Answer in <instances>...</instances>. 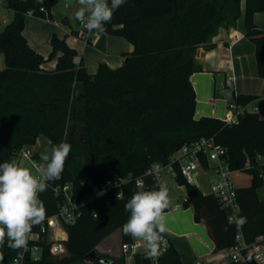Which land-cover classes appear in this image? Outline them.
Returning <instances> with one entry per match:
<instances>
[{"label": "trees", "instance_id": "16d2710c", "mask_svg": "<svg viewBox=\"0 0 264 264\" xmlns=\"http://www.w3.org/2000/svg\"><path fill=\"white\" fill-rule=\"evenodd\" d=\"M59 1L5 0L13 17L0 31V53L5 57L0 69V163L18 162L22 151L42 137L51 146L62 141L71 144L62 178L50 181L39 194L45 219L56 214L66 199L56 192L58 185L71 183L75 199L90 191L81 182L84 176L99 185L112 180L114 186L83 206L75 222L65 225L67 252L50 257L49 262L125 264L124 255L109 258L97 252L108 262L87 255L115 231H120L122 243L133 240L122 226L130 215L125 203L137 190L136 180L142 179L148 190H158L159 178L147 174L148 168L169 162L183 144L201 137L215 136L227 149L231 169L250 175V184L237 188L238 216L246 218L241 229L248 243L263 236L264 198L258 189L264 183V118L249 110L240 114L238 123L214 116L196 118L191 75L203 70L197 50L213 48L220 29L236 26L244 16V32L255 45L258 74L264 78V29L255 21V14L264 11V0H127L114 10L104 32L124 37L133 50L123 53L120 66L101 62L95 73L88 71L82 58L75 61L78 51L66 35H52V50L45 57L24 34L28 14L52 20L51 8ZM54 59V68L45 67ZM256 98L238 93L235 101L247 105ZM33 158L38 160L39 153L33 152ZM202 165L208 168L205 158ZM177 178L187 187L184 205L193 206L195 221L206 224L215 250L235 245L238 228L229 222L220 200L203 193L179 171ZM119 192L122 199H117ZM16 253L5 244L0 248V264H8ZM134 264L152 263L144 253H136ZM160 264L184 263L171 245Z\"/></svg>", "mask_w": 264, "mask_h": 264}, {"label": "crops", "instance_id": "0c3cea01", "mask_svg": "<svg viewBox=\"0 0 264 264\" xmlns=\"http://www.w3.org/2000/svg\"><path fill=\"white\" fill-rule=\"evenodd\" d=\"M64 7L66 9L71 8L70 13L64 12V17H68V22L71 23L72 16L74 20H77L75 18V12L79 8L78 0H64ZM8 14H10V12ZM29 15L34 16L32 14ZM34 17L38 18V16ZM244 21V16H242L238 20L236 26L221 28L219 33L213 39L215 43L213 48L205 49L201 47L197 50L196 59L197 62L202 65L203 70L194 72L191 75V81L195 88L197 98L195 111L196 118L202 116H214L224 120L227 119L229 112L226 102L216 94V91L220 85L226 81L229 75H234L235 77L233 90L236 94L247 93L257 95V98L253 102L247 104V110L256 111L260 117L264 118V78H261L258 74L255 45L253 41L245 35ZM255 21L264 29V11L255 14ZM0 22L2 21L0 20ZM2 23H7V20ZM44 23L47 25L46 30L44 32L41 31L38 37L31 35L29 32L31 29H29L27 23L24 28V34L30 45L47 57L52 50V45L51 48L47 47V39L48 37L52 38V35L57 33L56 29H58L59 25L58 19L50 20L46 18ZM78 23H80L81 26V22L78 21ZM71 27L72 33H75L74 35H76V32L74 31L80 30V28L78 29L73 25V22ZM59 35L67 36L69 35V32L62 28ZM77 37L84 46L88 44L78 35ZM69 39L70 38L68 37L67 42L71 46H74V42ZM76 39L74 38V41ZM117 42L119 44L122 43L121 46L126 48L125 50H122V54L111 58H109L110 56L102 57V59H105L106 63L111 67L120 66L125 59L123 53L133 50L132 44L129 45L123 43L121 40ZM0 55H3V61L1 64L3 68L5 66V57L3 53ZM55 66L56 59L45 63V67L50 69ZM93 69L94 68H92V70ZM39 140L40 138L36 145L39 144ZM35 152L39 153L38 160L40 161L41 153L39 151ZM200 169H203L204 171H201ZM207 172L208 170L199 168L196 173L195 180L200 189L203 186L201 177L207 176ZM212 182L213 180L209 181L210 186ZM159 183L160 187L167 188L169 192L171 202L169 210L164 212L167 224L166 233L170 238L171 245L179 252L181 261L184 264H194L198 259L214 256L216 253L215 245L208 233L206 224L203 221H195L193 206L186 207L184 205L185 198L187 197V187L178 180L177 173H170L159 177ZM249 184L250 181L248 183H242L240 186ZM201 190L203 193H209L207 190ZM258 195L260 198H264V194L261 195L259 191ZM117 235L120 236V231H117ZM105 240H103L98 247L102 246Z\"/></svg>", "mask_w": 264, "mask_h": 264}, {"label": "built area", "instance_id": "2783aa9c", "mask_svg": "<svg viewBox=\"0 0 264 264\" xmlns=\"http://www.w3.org/2000/svg\"><path fill=\"white\" fill-rule=\"evenodd\" d=\"M11 11L6 6L5 0H0V20L6 22V16ZM85 43L92 40V32L89 33L81 24L78 35ZM76 57L75 61L79 62ZM234 75H229L224 83L217 89L216 94L224 97L228 101V116L225 119L228 123H238L241 113L247 110V105H239L235 101L236 93L233 90ZM227 149L216 141L215 136L201 137L189 143L183 144L179 151L175 153L167 163L157 162L161 165V171L157 174L153 171L152 164L147 174L159 178L170 173H181L189 182L196 184V173L199 168L211 170L215 178L210 186L209 193L215 195L221 202V206L226 210L229 222L239 218L240 204L238 202V185L234 182L232 175L234 171L226 158ZM22 156L34 160V164L41 161L33 158L31 149H24ZM202 158L208 163V168L202 165ZM249 165V161L247 163ZM81 182L90 187L87 195L79 198L72 197L71 183H65L56 187V192H62L66 199L59 211L53 216L45 219L41 224L34 226L29 236L26 249L17 251L16 255L8 264H51L50 257L60 256L67 252L66 241L68 233L65 225L73 223L81 214V208L93 202L105 191L113 188L112 180H107L103 184H95L88 177H83ZM119 194L122 195L121 192ZM96 216V214H95ZM167 248L162 255L171 247V241L165 233ZM121 250L125 257V264H134V255L144 253L142 245L133 240L123 242ZM152 264H160V258ZM253 257L257 264H264V235L257 238L255 242L248 243L245 240L243 231L238 228L236 233V244L225 249L216 251L212 257L198 259L194 264H237L245 262L247 258Z\"/></svg>", "mask_w": 264, "mask_h": 264}, {"label": "clouds", "instance_id": "9594fccd", "mask_svg": "<svg viewBox=\"0 0 264 264\" xmlns=\"http://www.w3.org/2000/svg\"><path fill=\"white\" fill-rule=\"evenodd\" d=\"M126 2L78 0L75 18L89 33L93 30L103 33L105 25L112 21L114 10ZM71 148L64 141L53 145L50 154L42 153L41 163L33 168L23 167L15 159L0 163V248L5 244L13 251L27 248L33 227L46 217V207L39 194L48 189L50 181L62 178ZM152 167L157 174L162 170L159 163ZM136 189L125 203V211L130 215L122 226L123 232L143 246L145 259L155 262L167 248L164 212L170 206L169 192L164 187L148 190L142 179L136 180ZM117 199H122V195L118 193ZM230 223L241 228L246 218L239 217Z\"/></svg>", "mask_w": 264, "mask_h": 264}, {"label": "rangeland", "instance_id": "374dc122", "mask_svg": "<svg viewBox=\"0 0 264 264\" xmlns=\"http://www.w3.org/2000/svg\"><path fill=\"white\" fill-rule=\"evenodd\" d=\"M70 11H71V8L66 9L64 7V0H60L57 4H55L51 8V17H52V20L58 19L59 27L58 29H56L57 34L61 33L62 28L65 31L69 32V35L66 36V39L69 37L70 38L69 40L74 42L73 47L77 49L78 56L83 59V62L89 72L95 73L98 69L99 64L101 62H106L105 59H102L103 56H110L109 58H111L113 56H116V55L118 56L122 54L121 53L122 50H125L126 48H123L121 46L122 43L119 44L117 41L121 40L123 41V43L129 44V45L132 44L122 36L112 35L106 32L98 33L96 30H93L91 42H89L87 45L84 46V44L78 39L77 34L74 35L75 33L74 34L72 33V27H71L72 22H73V25H75L78 29L81 28L80 23H78V20H74L72 16L71 23L64 21V18H65L64 12L70 13ZM12 17H13V11L11 10L10 14H7L6 16L7 22L10 21ZM45 20L46 18H42V17L37 18L34 16H30L28 14L26 17L25 25L26 23L27 25H29V29H31L29 30V32L31 33L32 36L34 35L38 37L41 31L44 32L46 30L47 25L44 23ZM5 24L6 23L0 22V30L4 28ZM74 38L76 39L75 41H74ZM47 47L51 48V37L50 38L48 37L47 39ZM2 61H3V55H0V69L2 68V65H1ZM92 68L94 69L92 70ZM220 98L224 99L227 105V109H228V101L224 97L220 96ZM51 147L52 146L49 144L48 139L45 137H42L40 138L38 145L32 146L29 149H31L33 152L39 151L41 154L42 153L50 154ZM18 164H20L23 167L33 168L34 160L30 159L29 157L21 155L19 157ZM200 170L204 171L203 169H200ZM207 173H208V175L206 174L207 176L201 177L202 184H203L201 189L207 190L209 192L210 191L209 181L213 180L215 178V175L211 170H209ZM232 178L238 186H240L242 183H248L250 181V175L240 170L234 171ZM258 191L259 193H261V195L264 194V183L258 189ZM121 244H122L121 237L117 235V231H115L113 234H111L110 236L106 238L102 246L97 247V252L109 258L110 257L120 258L123 255V252L121 250ZM81 264H94V263L92 261L86 260Z\"/></svg>", "mask_w": 264, "mask_h": 264}, {"label": "water", "instance_id": "95a60500", "mask_svg": "<svg viewBox=\"0 0 264 264\" xmlns=\"http://www.w3.org/2000/svg\"><path fill=\"white\" fill-rule=\"evenodd\" d=\"M87 258L91 259V260H95V261H100V262H108L109 261L107 258L98 254L96 250H92L90 253H88ZM245 263L246 264H257L253 257L247 258Z\"/></svg>", "mask_w": 264, "mask_h": 264}]
</instances>
